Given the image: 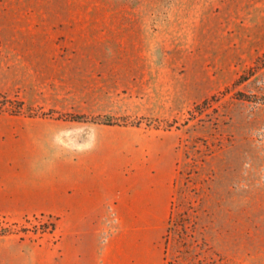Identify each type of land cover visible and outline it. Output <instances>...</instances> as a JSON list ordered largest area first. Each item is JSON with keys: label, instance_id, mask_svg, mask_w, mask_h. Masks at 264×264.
I'll return each instance as SVG.
<instances>
[{"label": "rangeland", "instance_id": "1", "mask_svg": "<svg viewBox=\"0 0 264 264\" xmlns=\"http://www.w3.org/2000/svg\"><path fill=\"white\" fill-rule=\"evenodd\" d=\"M3 120L32 170L173 153L165 264H264V0H0ZM54 228L0 215V247Z\"/></svg>", "mask_w": 264, "mask_h": 264}, {"label": "crops", "instance_id": "2", "mask_svg": "<svg viewBox=\"0 0 264 264\" xmlns=\"http://www.w3.org/2000/svg\"><path fill=\"white\" fill-rule=\"evenodd\" d=\"M34 138L26 121H0V215L49 213L54 235L11 241L0 247V264H165L173 153L139 158L119 147L112 159L86 149L47 172L31 169L43 162L32 158Z\"/></svg>", "mask_w": 264, "mask_h": 264}]
</instances>
